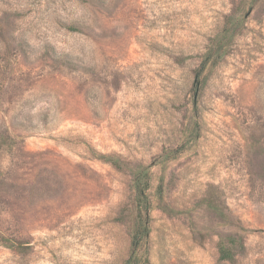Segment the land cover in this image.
Returning <instances> with one entry per match:
<instances>
[{
    "label": "rangeland",
    "instance_id": "1",
    "mask_svg": "<svg viewBox=\"0 0 264 264\" xmlns=\"http://www.w3.org/2000/svg\"><path fill=\"white\" fill-rule=\"evenodd\" d=\"M0 264H264V0H0Z\"/></svg>",
    "mask_w": 264,
    "mask_h": 264
},
{
    "label": "trees",
    "instance_id": "2",
    "mask_svg": "<svg viewBox=\"0 0 264 264\" xmlns=\"http://www.w3.org/2000/svg\"><path fill=\"white\" fill-rule=\"evenodd\" d=\"M136 186H137V196L139 202L141 201L144 203L145 201V189L142 186V178L139 176L136 179ZM238 246V241L234 237H229L225 240H221L219 243V253H220V260L222 261H231L234 260L235 254V247ZM241 247L244 248L242 245ZM131 263V262H130Z\"/></svg>",
    "mask_w": 264,
    "mask_h": 264
}]
</instances>
